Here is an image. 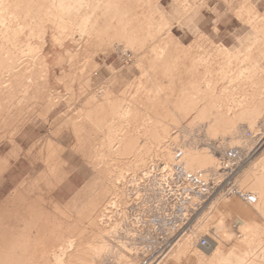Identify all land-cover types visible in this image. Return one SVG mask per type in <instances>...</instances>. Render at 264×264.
<instances>
[{"label": "bare ground", "instance_id": "6f19581e", "mask_svg": "<svg viewBox=\"0 0 264 264\" xmlns=\"http://www.w3.org/2000/svg\"><path fill=\"white\" fill-rule=\"evenodd\" d=\"M3 1L16 12V0ZM141 1L148 4L144 7ZM55 2L47 12L58 14L60 38L67 23L79 45L77 52L66 53L68 69H60L59 80L71 97L79 98L100 73L96 54L114 55L111 47L102 48L98 25L101 18L106 27L111 25L113 1H105L102 9L101 0ZM118 2L117 41L123 51L117 49L116 54L135 59L140 79L129 83L122 95L102 89L82 102L79 112L52 123L48 110L59 97L50 96L42 110L36 91L48 59L42 47L19 41L41 38L46 43V22L37 16L31 23L17 24L0 9V153L11 147L20 158L22 137L46 123L55 136L70 137L67 151L50 144L41 150L33 165H41L42 172L25 178L0 201V264H136V255L123 242L131 240L130 229L138 225L130 214L133 203L143 211L148 204L163 207L151 222L164 244L179 236L175 246L163 247L149 264L162 258L161 264H264V162L245 169V150L264 125V95L258 91L251 102L236 101L246 94L250 78L244 76V66L230 71L219 53L171 50L161 34L167 27L166 11L156 12L153 0ZM90 8L96 16L93 22ZM104 10L108 16L101 15ZM263 146L264 134L255 152ZM67 153L84 160L93 181L63 206L53 194L64 181ZM8 169L0 159V179ZM239 173L240 191L233 192L229 179ZM175 177L183 182L182 193L168 215L165 188ZM143 192L148 199L141 202ZM208 207L215 219L184 236L189 212ZM232 217L234 232L227 225ZM211 223L215 229L210 243L201 247L198 237Z\"/></svg>", "mask_w": 264, "mask_h": 264}, {"label": "rangeland", "instance_id": "374dc122", "mask_svg": "<svg viewBox=\"0 0 264 264\" xmlns=\"http://www.w3.org/2000/svg\"><path fill=\"white\" fill-rule=\"evenodd\" d=\"M16 1L18 8L16 12L11 13L9 11L11 7H9L8 3L0 0L1 14L4 13L8 18L13 15L12 17L16 18L15 23L17 24L31 23L37 16L46 22V43L41 38L31 40L22 37L19 38V41L24 44H26L25 42H29L32 45L42 47L44 57L48 59L44 68L45 75H42V78L38 81L36 91L39 95V101L42 103V107L39 106V109L42 110L50 96L59 97V103L48 110L51 123L59 117H62L64 120L70 118L73 114L79 112L82 102L87 101L102 89L111 90L117 96L122 95L121 92L127 85L137 83L140 79L141 72L136 67L137 63L135 59L130 57L124 59L125 55L123 52H118V55L116 54L117 49L123 51L122 46L117 41V35H119L118 18L120 17L118 15L120 13L118 12L120 8L118 0H101L102 4L98 6V8L101 7L100 9H102L105 1L106 3L113 1L111 25L107 24L106 27L105 21L102 18L98 22V25L101 27L100 38L104 42L102 48L107 49L111 47L115 50L114 55L109 56L103 52L96 54L95 58L101 64L100 73L95 76L91 87L84 91L79 98L71 97L64 83L59 80L60 69H68L66 53L68 51L74 53L79 49L77 43L78 37L73 35L72 25L65 24L66 31L62 40L59 36L60 31L58 30V14L47 12L48 6L51 5L53 0ZM16 1L14 0L13 2ZM27 2L32 3L29 7L30 10H25L28 7ZM153 2L156 3L153 4V9L156 12L158 8L166 11L165 14L163 13V17L166 20L167 27L163 29L161 34H164L163 36L169 39V48L171 50L177 49L183 54L185 52V54L192 53L195 55H199L203 49H207L209 53H219L220 58L225 59V63H228L230 71H237L244 66L243 74L246 78H250L246 86V94L243 97L237 96L236 101L239 102L244 98L245 101L251 102L252 99H256L259 95L260 97L261 94L264 95V0H153ZM140 4L145 7L148 3L141 1ZM92 11H94V8H90L88 11L91 22L96 20V16L92 14ZM101 15L103 17L105 15L108 16L105 10ZM156 17L161 22L160 16L156 15ZM83 50L84 48L81 49L82 52ZM194 72L196 71L194 70L191 73L192 76H194ZM26 102H29V100ZM51 123L39 125L35 131L27 133L22 137V153L20 158H18L19 152L11 147H6L0 153V159L9 167L8 171L0 179V201L7 197L10 191L25 178L28 176L36 177L42 172L41 165H33V161L37 159L38 153L41 150L47 151L49 144L53 148L68 150L70 137L67 134L62 137L55 136ZM259 127L260 131L252 135L254 136L253 140L250 141L245 150L247 154L245 169H252L256 161L257 163L264 162V146L261 150L255 152L258 139L264 134L260 135L264 130V125L260 124ZM245 131L248 132L247 129ZM98 135V133L93 134L94 137H98ZM94 140L95 138L92 139V142ZM204 145L202 142L199 143L200 149H203ZM65 159L64 181L53 194V199L63 206H67L70 200L93 181V176L85 166L82 158L67 153ZM239 175L240 173L229 179V185L231 183L230 188L233 187V192L240 191L236 182ZM174 179L169 185L171 189L169 187L165 188L168 199L167 203L170 204L167 206L168 215L172 214V210L170 209L179 199V194L182 193L181 189L183 186L181 185H183V182L176 179V177ZM175 182L176 184H174ZM172 189L176 191L169 194ZM222 190L218 192L217 196L221 194ZM142 198L141 202L148 199L146 192L142 193ZM155 207H150L148 204L144 208V211L137 203H133L131 207L130 214L138 222V227L131 228V240L123 239V242L132 250L131 255H136V264H149L155 254L159 256L164 248H169L171 243L175 246L178 242V234L172 238L171 243L164 244L162 242L159 230L154 229L157 226L151 221L161 215L163 207L161 205ZM209 209L208 207L200 212H189V222L185 224L184 236L194 230L201 231L203 228L201 226L207 223V221L215 219L214 211L210 210L209 212ZM262 223L261 230L263 232L264 221ZM233 224L235 225V218H228L227 225L228 228L231 225L230 230L234 229L232 232L236 230ZM210 226L202 234L203 236L198 237L197 243L201 247L210 243L211 235L215 229L212 223ZM261 239L264 241V234H262ZM153 241H158L156 243L157 246L151 244ZM173 247L167 251L165 257ZM163 259L159 260L156 264H161Z\"/></svg>", "mask_w": 264, "mask_h": 264}]
</instances>
